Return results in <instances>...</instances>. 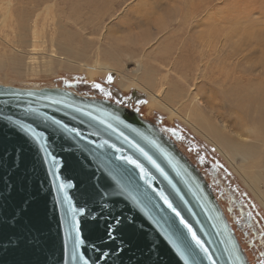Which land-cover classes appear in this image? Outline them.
<instances>
[{"label": "water", "instance_id": "obj_1", "mask_svg": "<svg viewBox=\"0 0 264 264\" xmlns=\"http://www.w3.org/2000/svg\"><path fill=\"white\" fill-rule=\"evenodd\" d=\"M14 212L18 224L0 225V264H251L173 139L134 110L69 88L0 83V219Z\"/></svg>", "mask_w": 264, "mask_h": 264}, {"label": "rangeland", "instance_id": "obj_2", "mask_svg": "<svg viewBox=\"0 0 264 264\" xmlns=\"http://www.w3.org/2000/svg\"><path fill=\"white\" fill-rule=\"evenodd\" d=\"M11 2L9 19L2 23L0 17V54L8 55L10 49L26 48L20 43L21 25L38 19L36 23H38L39 37L41 40L42 38L46 40L40 49L45 54H48L51 48L50 39L53 38L56 43H60L63 54L71 59L77 60V56L73 54L76 53L81 54L78 57L82 62L90 63L99 58L101 61L115 63L116 66L129 70L134 69L137 61L141 59L149 70L157 69L159 77L165 74L163 65L167 63L170 65V62L174 61L173 66L176 70L186 67L192 70L186 73L187 83L194 84L198 89L200 87L198 102L205 108L203 114L207 118H216L217 126L225 121L228 124L226 131H233L239 115L245 116L248 123L255 122L254 117L257 118L254 110L246 112L236 105L231 93L236 87L244 89L249 84H257L255 80L264 79V63L257 65V59H262L264 54V32L258 30L261 38L248 41L238 60L229 57L233 53L230 44L227 48H222L224 50L216 51V48H213L205 52L204 48L202 51L200 47L201 42L194 41L192 33H189L192 16L190 14L185 16L184 11L196 7L194 17L201 22V18L205 15L204 23L208 24L209 29H213L216 27L214 20L219 23V19L231 13L234 19H241L242 15L254 19L264 17V0H11ZM6 9V0H0V15ZM208 10L211 11L210 16L209 13L206 14ZM238 15L241 18H238ZM148 33L151 34L152 42L142 46L144 43L142 37ZM166 43L172 45L169 54L167 53L169 57L157 62L152 57L156 52L154 50ZM51 49L55 52L60 51L57 45ZM65 50L69 52H64ZM105 51L107 53H104ZM142 54L148 57L142 59ZM247 56L255 62L247 64ZM202 59L210 62L208 65L204 61L208 70L202 72L195 80L197 77L195 71L199 64L197 62ZM1 73L8 76L3 78L0 76V83L16 87L56 86L69 88L90 97L109 96L129 104L130 108L140 116L155 122L166 134L176 140L179 149L203 173L235 230L250 263L260 264V261L264 260V209L243 184L238 174L232 170L213 144L196 134L185 122L178 118L169 119L166 112L158 109L149 112L147 93L134 87L122 88L118 83L116 70L107 75L88 78L87 72L82 69L57 67V70L49 72L50 74L31 72L23 80L15 78L11 67L0 69ZM175 75V72H172L173 78H176ZM177 83L185 89L186 84L183 81ZM95 85L100 87L97 88ZM263 100L260 101L259 111L264 118ZM253 105L255 106V103ZM250 138L255 141L261 137L254 135ZM237 160L241 161L242 157H237Z\"/></svg>", "mask_w": 264, "mask_h": 264}, {"label": "bare ground", "instance_id": "obj_3", "mask_svg": "<svg viewBox=\"0 0 264 264\" xmlns=\"http://www.w3.org/2000/svg\"><path fill=\"white\" fill-rule=\"evenodd\" d=\"M6 3L7 9L4 13H2V15H0L2 23L9 19L11 13V0H6ZM195 8L191 9L190 11L186 9L184 11V14L185 16L189 14L192 16L190 23L188 22L189 25H191L188 31L189 33H192L194 41L201 42L200 47L202 48V51L203 48L205 52L213 48H216V51H220L224 50L222 49L224 47L227 48V46L230 44L232 46L231 49L233 53L232 56L229 57H235V59L238 60L241 56V53L243 52V47L248 45V41L250 42L254 38H261L259 37L260 34L258 33V30L260 29L261 33L264 32V17L254 19L251 18V16L243 17L242 15L241 18L240 15H238L239 17H237L241 19H234L235 17H232L233 13L228 14L223 19H219V23H217V21L213 19L214 23L216 22V27L213 28L211 26L213 29H209L208 24L204 23V20H206L205 15L203 17L201 16L202 18L200 20L201 22H203V24L199 22L196 17H194L197 11V9L195 10ZM261 8L263 7H260V9ZM209 12L211 11H206V14H208ZM255 14H257V12ZM210 15L211 13H209V16ZM210 19L212 20V18ZM36 20L38 21V19H35V21L21 25L22 40L20 43H22L27 49H10L8 55L0 54V69L3 70L6 67H11L13 72L15 73V78H21L22 80L31 72H46L50 74L49 72L57 70V67L82 69L87 72L88 78H93L101 74L107 75L111 71L116 70L118 73V83L122 88L130 89L134 87L147 93L149 98V112H151L153 109H158L166 112L169 115V119L178 118L179 120H182L196 134L202 136L208 142L213 144L216 150L227 160L232 170H234V172L238 174L243 184L249 189V191L254 195V197L260 203L261 207L264 209V118L263 114L259 111L260 101L264 99V79L255 80L258 82L257 84H249V86L245 87L244 89L236 87L232 90L231 96L235 104L243 108L246 112L254 110L257 118L254 117V119H256L255 122L248 123L246 122L245 116L237 115L238 120H236L235 122L234 130L226 131L228 127L227 122H220V124L222 125L217 126L218 121L216 118H207L205 114H203L205 108L202 107V104L198 102L199 93L201 92L200 87L198 89V87L194 84L187 83L186 73L192 71L189 70L188 67L176 70L173 66L175 62L171 61L170 65L168 63L163 65V67L165 68V74L163 75V77H159L158 70H149L141 59L137 61V66L131 70L123 67H118L115 63L101 61L99 58L94 59L93 62L86 63L79 61L78 56H80L81 54L73 53L75 56H77V60L75 58L71 59L66 54H63V49L60 43H56L57 41L53 38L50 39V47L52 48L53 46L57 45L60 51L55 52L50 48L48 50V54H45L40 49V46H42V44H44L46 40L44 38H42L41 40V38L39 37L38 23H36ZM194 25L197 26L195 27ZM219 37L220 40H218ZM142 41L144 42L142 46H147L148 44H150L152 42L151 34L148 33L146 36L142 37ZM171 47L172 45L170 43H166L156 48L154 50L156 52L152 55V57L157 62L161 61L164 58H168L169 56L167 55V53L169 54L170 50L172 49ZM64 52L69 51L65 50ZM23 53H25V55ZM57 53L60 54L58 55ZM104 53L107 52L105 51ZM145 57H148V55H141L142 59ZM202 57L205 56L202 55ZM204 61H206V59ZM204 61L203 59L200 62L196 61L199 64L195 71V76H197L195 77V80L200 77V74H202V72H206V70H208L207 68H205L207 61L205 63ZM253 61V59H250L249 56H247V64L250 65V62ZM262 63H264V54L262 59H257V65H260ZM172 72H175L176 78L172 77ZM0 76L3 78L4 76L7 77L8 75H4V73H1ZM179 81H183L186 84L185 89H183L177 83ZM246 85L247 84H245V86ZM30 88L42 87L30 86ZM253 103H255V106L253 105ZM205 107L207 108V106ZM243 119L245 120V122H243ZM254 135L260 136L261 138L252 141L250 136ZM237 157H242V160L238 161Z\"/></svg>", "mask_w": 264, "mask_h": 264}, {"label": "snow or ice", "instance_id": "obj_4", "mask_svg": "<svg viewBox=\"0 0 264 264\" xmlns=\"http://www.w3.org/2000/svg\"><path fill=\"white\" fill-rule=\"evenodd\" d=\"M109 80H111V77H109ZM95 87L99 88L100 85H95ZM14 123H16V124L20 127V129H21L22 131H25V132H29V133H31V134L34 136V138H36L37 141L39 142V137H36V134L32 131L31 128H29V127H25L23 124H20L19 121H15ZM54 123H56V124H58V125L60 124L59 121H54ZM64 127H66V126H64ZM69 131L76 132L75 129H69ZM76 135H79V133L76 132ZM128 162L131 163V164H136V161L131 160L130 158H128ZM136 166H137V167H140L139 164H136ZM161 197L165 200V203L168 204V207L171 208V207H172L171 203H169V202L167 201V199H166L165 197H163V194H161ZM24 206H25V207L27 206V201L24 202ZM23 211H24V208L22 207V208L20 209V215L23 214ZM173 211H175V209H173ZM177 215H179V213H177ZM181 222L184 223L183 220H181ZM18 223H19V219H18L17 213H15V212H14L10 217H6V218H4V219H0V225H3V224H9V225H11V226H15V225L18 224ZM118 223H119V222H118ZM185 226L188 227V225H185ZM116 231H119V229H117ZM189 231H191V228H190V227H189ZM106 235L108 236V239H109V240H112V241L115 243L116 237H115V235H114L113 233H107ZM193 239L196 240V243H197L198 245H200V246L203 248V245L201 244L200 240L197 239L195 233H193ZM7 243H8L9 245H15V246H18V239L14 240V239H12V238H8ZM2 245H3V241L0 240V246H2ZM113 251H115V250H113ZM205 251H207V250L205 249ZM102 255H103V256H107L108 253H102ZM84 264H88V261L85 260V261H84ZM260 264H264V260H261V261H260Z\"/></svg>", "mask_w": 264, "mask_h": 264}, {"label": "flooded vegetation", "instance_id": "obj_5", "mask_svg": "<svg viewBox=\"0 0 264 264\" xmlns=\"http://www.w3.org/2000/svg\"><path fill=\"white\" fill-rule=\"evenodd\" d=\"M84 96H87V95H84ZM94 97H99V98H105V99H108V100H110V101H112V102H115V103H117V104H119V105H121V106H124V107H127L128 109H131L130 108V106H129V104H127V103H123V102H119L118 100H116L115 98H112V97H109V96H94ZM132 110V109H131ZM135 111V110H134ZM151 121V120H150ZM153 122V121H152ZM153 123H155V122H153ZM166 135H168V134H166ZM169 136V135H168ZM171 139H173L174 140V142L176 143V140L174 139V138H172L171 136H169ZM178 145V144H177ZM192 163H194L193 161H192Z\"/></svg>", "mask_w": 264, "mask_h": 264}]
</instances>
